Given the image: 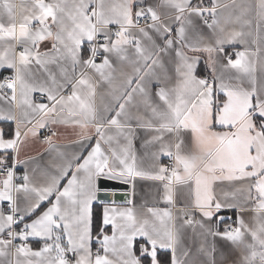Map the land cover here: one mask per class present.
Returning <instances> with one entry per match:
<instances>
[{
    "label": "snow or ice",
    "instance_id": "snow-or-ice-1",
    "mask_svg": "<svg viewBox=\"0 0 264 264\" xmlns=\"http://www.w3.org/2000/svg\"><path fill=\"white\" fill-rule=\"evenodd\" d=\"M221 7L217 0H31L18 17L12 0H0V69L12 73L0 79L7 106L0 120L15 122L10 137L0 130V257L13 250L16 257L8 264H201L190 260L187 229L229 242L238 253L233 264H264V82L256 76L264 62L247 49L226 51L252 35L244 27L264 28V0L227 19L240 30L224 26ZM202 60L209 77L196 74ZM153 78L171 86L150 93ZM105 86L110 100L100 108ZM136 95L143 114L129 111ZM133 121L156 148L147 162L133 150ZM61 127L81 141L94 130V146L85 155L58 152ZM37 137L56 153L52 167L39 177L17 175L13 165ZM100 177L159 182L163 206L113 205L94 220ZM236 181L235 192L223 191ZM237 194L250 201L236 205L253 214L250 222L215 216L231 206L221 196ZM215 250L198 249L207 264H215Z\"/></svg>",
    "mask_w": 264,
    "mask_h": 264
},
{
    "label": "crops",
    "instance_id": "crops-1",
    "mask_svg": "<svg viewBox=\"0 0 264 264\" xmlns=\"http://www.w3.org/2000/svg\"><path fill=\"white\" fill-rule=\"evenodd\" d=\"M14 4L17 5V16L19 17L20 12L23 6L30 5L31 0H12ZM47 2V0H46ZM219 4L222 5L221 8L218 9V13H222L221 21L224 23L225 27L228 28H236L240 30L241 26L239 24L233 23H226L229 17H235L240 13L241 7H245L249 4H254L256 0H217ZM134 3H141L147 5H154L156 0H134ZM162 14L167 12V9H157ZM6 22V18H5ZM205 34L209 33L210 30L204 29ZM243 31L248 33L249 31L252 32V35H245L244 43H236L234 45H227L226 51L229 54L234 55V51H244L249 50L252 52H257V55L261 58V61L264 62V28L256 29L255 26L253 28L244 27ZM146 43V42H145ZM47 45V48L51 47V41H45L44 44L41 45L42 48ZM84 55H87L85 52ZM167 67L170 70L173 66L170 61L167 62ZM125 72H130L131 67L129 65L123 66ZM10 69H0V79L3 78L5 75H11ZM196 74L200 77H209L211 75L210 67L203 62V60L198 64L196 68ZM257 81L258 83L264 82V71H261L260 65H257ZM120 78L118 76L116 85L119 86ZM165 83H168L171 86L170 81H162L157 79H151L147 85V89L150 93H154L157 91V85L163 86ZM106 86L104 89H98L97 95V106L102 108L105 104H107L110 98L105 95ZM38 96V94H37ZM134 106L129 109L131 112H137V107L139 108V114L144 113L143 105L141 103V98L139 95L135 96L134 99ZM0 107H7L6 105H0ZM133 123V129L137 133V135L133 138V150L138 158L147 162L148 159V152L155 151L156 148L152 145H145V140L150 139V137L142 135L144 132L143 129L135 128V121ZM15 129V122L9 120H0V130L3 131L5 137H10L14 133ZM61 135L55 140V143L58 145V152L66 153L67 155L72 154H79L85 155L87 152L91 150V147L94 146L96 136L95 131L92 130L91 137L86 141H81L80 138L72 131V129L65 130L63 127L60 129ZM41 135H46L47 132L45 129L40 130ZM41 137L36 138V142L27 147L21 153V163L15 164L17 171L19 170V174H23L24 172H28L30 174H34L39 177L41 170L45 168H51L53 162L56 158V153H50L47 150V145L40 142ZM81 143L85 146L81 148ZM163 163H166L167 157H161ZM58 162V161H56ZM107 178V177H104ZM110 179V178H109ZM118 181H123L119 179H114ZM64 181H61L63 183ZM124 182V181H123ZM98 183V181H97ZM159 182H154L150 180H141L137 178L133 183L130 184V191H129V200L132 201L131 204L127 202H99L96 200L93 204V213H94V220H95V212H99L100 215L102 213L103 208L105 207H112L113 205L119 206L120 208L126 207H134L136 210H139L143 205H153L157 204L158 206H163L162 203L158 201V191L156 185ZM235 187L227 185L225 182V187L223 188L224 192H235L236 188L240 187L242 182L236 181L232 182ZM221 199L224 203L230 204L229 207H222L215 216L223 217L230 223L231 218H243L246 222H250L252 213L250 211H242L238 208L237 204H245L246 206L250 204V201H245L244 197L240 194H237L236 200H232L231 196L225 199L221 196ZM28 219V218H26ZM199 219V216H197ZM215 219V217H214ZM31 246L33 248H39L42 246V241L37 239L30 238ZM185 244L190 248L191 261H200L201 264H207L209 257L199 253L198 249L201 246L205 248H210L213 245L215 246V252L212 254L211 259L215 260V264H233L238 258V253L232 247V245L222 240L220 237H212V236H201L199 234V230L197 229L196 233L194 234L191 229L186 230L185 234ZM160 259L161 260H168L169 253L167 251L162 250L160 252ZM16 259L13 254L9 257H0V264H8V261H14Z\"/></svg>",
    "mask_w": 264,
    "mask_h": 264
},
{
    "label": "water",
    "instance_id": "water-1",
    "mask_svg": "<svg viewBox=\"0 0 264 264\" xmlns=\"http://www.w3.org/2000/svg\"><path fill=\"white\" fill-rule=\"evenodd\" d=\"M100 191L99 202H127L129 201L130 184L123 181L100 177L97 183Z\"/></svg>",
    "mask_w": 264,
    "mask_h": 264
},
{
    "label": "built area",
    "instance_id": "built-area-1",
    "mask_svg": "<svg viewBox=\"0 0 264 264\" xmlns=\"http://www.w3.org/2000/svg\"><path fill=\"white\" fill-rule=\"evenodd\" d=\"M97 59H99V57H97ZM5 76H9V75H5ZM5 76H3V77H5ZM166 163H169V160H168V159H167ZM13 166H14V168L17 170L15 164H14ZM17 175H21V174H19L18 171H17ZM236 220H237L236 218H231V219H230V223H232V222H234V221H236ZM14 243H15V241H14Z\"/></svg>",
    "mask_w": 264,
    "mask_h": 264
},
{
    "label": "trees",
    "instance_id": "trees-1",
    "mask_svg": "<svg viewBox=\"0 0 264 264\" xmlns=\"http://www.w3.org/2000/svg\"><path fill=\"white\" fill-rule=\"evenodd\" d=\"M99 216H100V213L96 211L95 212V220H97L99 218Z\"/></svg>",
    "mask_w": 264,
    "mask_h": 264
},
{
    "label": "bare ground",
    "instance_id": "bare-ground-1",
    "mask_svg": "<svg viewBox=\"0 0 264 264\" xmlns=\"http://www.w3.org/2000/svg\"><path fill=\"white\" fill-rule=\"evenodd\" d=\"M18 172H19V170H18Z\"/></svg>",
    "mask_w": 264,
    "mask_h": 264
}]
</instances>
